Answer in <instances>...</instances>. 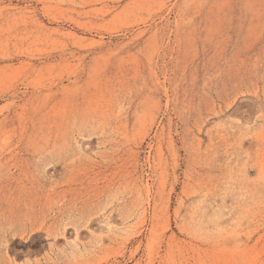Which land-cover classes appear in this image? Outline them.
Listing matches in <instances>:
<instances>
[{
	"label": "rangeland",
	"instance_id": "1",
	"mask_svg": "<svg viewBox=\"0 0 264 264\" xmlns=\"http://www.w3.org/2000/svg\"><path fill=\"white\" fill-rule=\"evenodd\" d=\"M0 264H264V0H0Z\"/></svg>",
	"mask_w": 264,
	"mask_h": 264
}]
</instances>
